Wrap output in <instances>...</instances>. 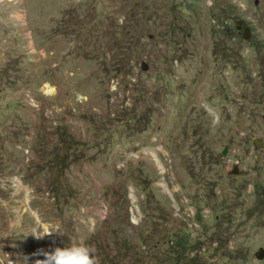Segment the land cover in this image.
Masks as SVG:
<instances>
[{"label":"rangeland","instance_id":"obj_1","mask_svg":"<svg viewBox=\"0 0 264 264\" xmlns=\"http://www.w3.org/2000/svg\"><path fill=\"white\" fill-rule=\"evenodd\" d=\"M81 242L264 264V0H0V264Z\"/></svg>","mask_w":264,"mask_h":264},{"label":"clouds","instance_id":"obj_2","mask_svg":"<svg viewBox=\"0 0 264 264\" xmlns=\"http://www.w3.org/2000/svg\"><path fill=\"white\" fill-rule=\"evenodd\" d=\"M52 232L34 231L32 235L36 239H43L45 236L52 235ZM94 249L84 243H72L65 248L56 247L50 251H42L45 257L43 260H36L35 264H97Z\"/></svg>","mask_w":264,"mask_h":264},{"label":"water","instance_id":"obj_3","mask_svg":"<svg viewBox=\"0 0 264 264\" xmlns=\"http://www.w3.org/2000/svg\"><path fill=\"white\" fill-rule=\"evenodd\" d=\"M142 68L146 69L147 68V63L143 62L142 63ZM253 143H254L255 147H259V145H260L259 138H254L253 139ZM230 171L236 173V172H242L243 170L242 169L239 170L237 164L234 163V164H232V167H231Z\"/></svg>","mask_w":264,"mask_h":264},{"label":"bare ground","instance_id":"obj_4","mask_svg":"<svg viewBox=\"0 0 264 264\" xmlns=\"http://www.w3.org/2000/svg\"><path fill=\"white\" fill-rule=\"evenodd\" d=\"M16 183H17V182H16ZM16 183H15V184H16ZM17 185H19V184H17ZM19 187H20V186H15V189H17V188H19ZM25 194H26V191H25Z\"/></svg>","mask_w":264,"mask_h":264}]
</instances>
